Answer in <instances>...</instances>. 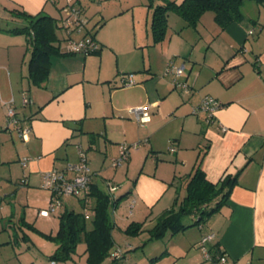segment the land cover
Returning <instances> with one entry per match:
<instances>
[{"label": "crops", "instance_id": "0c3cea01", "mask_svg": "<svg viewBox=\"0 0 264 264\" xmlns=\"http://www.w3.org/2000/svg\"><path fill=\"white\" fill-rule=\"evenodd\" d=\"M75 1L88 21L72 38L93 37L98 49L88 55L67 54L65 41L60 53L66 55L49 58L48 77L36 86L27 73V37L7 31L26 25L13 12L61 19L64 6L60 0H0V259L7 250L15 264H43L30 255V249L40 248L49 264L56 245L20 227L21 219L54 235L61 213L94 206L90 195L84 206L80 193L62 198L54 214L38 216L50 202V193L39 186L42 172L76 162L81 149L94 173L92 184L106 193L108 181L115 187L109 212L113 246L123 253L118 264H207L198 242L208 233L215 235L208 248L217 243L232 264H264V8L255 7L256 19L242 12L241 21L224 28L211 13L202 16L196 29L186 28L178 18L177 25H170L168 18L165 39L154 43L151 10L145 12L143 36L136 32L132 6L103 8L99 2L90 7ZM137 22L140 26L141 18ZM128 25L132 35L123 36ZM174 67H183L176 79L189 92L176 88L170 72ZM129 73L135 84L124 86ZM205 96L222 104L210 122L203 113L192 112ZM138 106L148 107L150 120L142 125L127 112ZM9 107L20 125L30 128L25 140L7 128ZM140 141L121 166H110L118 144ZM200 157L207 181L236 178L225 205L209 218L213 230L204 233L199 223L173 235L167 232L159 238H167L159 255L135 258L139 244L128 238H141L182 197L183 179ZM86 216L91 218L92 212ZM52 218L57 219L55 228L44 229L40 223ZM133 222L142 229L129 236L124 231ZM115 234L126 237L123 246ZM150 242L147 238L140 247ZM85 246L79 243L70 260L58 264H86Z\"/></svg>", "mask_w": 264, "mask_h": 264}, {"label": "trees", "instance_id": "16d2710c", "mask_svg": "<svg viewBox=\"0 0 264 264\" xmlns=\"http://www.w3.org/2000/svg\"><path fill=\"white\" fill-rule=\"evenodd\" d=\"M160 3L153 5L150 0L148 9L151 10V35L154 43L165 39L168 28V16L173 14L187 28L196 29L205 13L213 15L214 22L224 28L233 22H239L242 18V5L246 1H254L260 8H264V0H157ZM15 17L22 18L25 26L14 27L8 32L23 34L27 37L30 57L28 61V78L36 86L46 81L49 72V64L52 56H63L60 53V45L67 41V36L60 38L58 30L63 28L56 18L45 14L29 15L22 11L13 12ZM93 39V37H91ZM94 40V39H93ZM98 49V48H97ZM97 49L95 51H97ZM94 52V51H93ZM69 54V53H67ZM200 160L193 166V171L184 180L182 197H176L174 204L164 211L156 220L155 224L147 232L149 239L162 238L167 232L171 235L186 229L187 227L206 222L225 205L236 178L227 175L218 183H211L205 179L200 166ZM114 186V185H113ZM108 193V192H107ZM96 185L90 184L88 193L84 194L83 204L86 206L88 196L94 199V206L84 208L83 212L64 211L59 215V227L54 235L43 234L33 224L26 223L21 219L20 227H25L33 233L41 236L46 241L56 245L55 252L49 261L66 262L76 251L79 243L84 242L87 252L86 264H101L109 259L108 264H118L123 256L113 257L114 240L112 238L113 222L110 221V205L114 200L113 194H107ZM113 198V199H112ZM117 202V201H115ZM62 203V200H61ZM89 210V211H88ZM56 211V210H55ZM93 212L91 218L86 215ZM55 213V212H54ZM51 213L50 215L54 214ZM49 215V216H50ZM184 216L195 217L193 224L185 225ZM90 225V228L87 226ZM142 229L141 223H131L124 233L131 236L137 235ZM113 249V250H112ZM212 254L222 251L217 243H212L209 249Z\"/></svg>", "mask_w": 264, "mask_h": 264}, {"label": "built area", "instance_id": "2783aa9c", "mask_svg": "<svg viewBox=\"0 0 264 264\" xmlns=\"http://www.w3.org/2000/svg\"><path fill=\"white\" fill-rule=\"evenodd\" d=\"M65 5L68 9V14L60 20V25L67 36V53L83 55L92 53L98 48L92 38L87 37L79 40L72 38L74 32H81L85 28L88 21L87 18L82 14V11L78 8L75 0H65ZM182 71L183 67H174L170 72L173 75V82L176 88L179 87L182 91L189 92L188 85L186 83L178 82L176 79L180 77ZM133 84H135L133 74L129 73L123 78V85L131 86ZM27 102L28 99L25 98L24 103L26 104ZM221 107L222 104L219 103L218 100L211 96H205L197 106L193 107L192 112L194 114L200 112L203 113L206 117V122H210L214 113H216ZM147 109L148 107L146 106L131 107L127 109V112L131 115L132 119L142 125L150 120ZM6 116L7 128L9 130H16L18 134L17 136L25 140L30 132L29 126L20 125V120L17 118L14 109L11 107L7 109ZM140 144L141 141L131 144L125 142L118 144V155L111 160L110 166L117 169V167L121 166L127 159L129 151L138 149ZM170 150L173 151L174 148H170ZM86 158V154L80 149L78 152V160L76 162L68 163L62 169H51L42 172L41 184L39 186L41 189L50 193V202L48 208L38 211V216L47 217L51 213H54L55 209L61 205V199L64 197L76 196L80 193H88L94 173H91ZM106 186L108 193L112 194L115 187L109 181L106 183ZM214 238L215 235L213 233H208L201 238L200 242H198V248L204 257L205 262L207 264H232L225 252L220 251L215 254L210 252L208 246ZM112 256L120 257L121 250L117 249L113 251ZM49 264H58V261L51 260Z\"/></svg>", "mask_w": 264, "mask_h": 264}, {"label": "rangeland", "instance_id": "374dc122", "mask_svg": "<svg viewBox=\"0 0 264 264\" xmlns=\"http://www.w3.org/2000/svg\"><path fill=\"white\" fill-rule=\"evenodd\" d=\"M60 1H61L62 5L64 6L63 10H65V14L63 15V17H65L68 14V9L66 8L65 0H60ZM99 2H100V4L102 5L103 8H109L110 6L112 8L113 7L120 8V5H122L123 7L126 6V5L132 6V8L135 11L134 13H135V18H136V23H137V24L135 23L136 32H138V33L140 32L141 33V31H142V35L144 36V33H145V30H143L144 29V17H145V12L148 9L147 6L150 3V0H82V4L89 5L90 7H95V5H98ZM156 2H157V0H153V3H154L153 5L154 6H155ZM256 6H258V5L255 2L246 1L244 3V5L242 6V12H243L242 14H245V15H249L250 14V16H252V18L256 19V17H257V10L255 8ZM78 8H79V5H78ZM148 10H150V9H148ZM262 10H264V9H262ZM128 12H130V11H128ZM51 14L55 15V10ZM150 15H151V12L149 13V22L151 21ZM57 16H58V14H57V10H56V17ZM129 16L131 17L130 13H129ZM168 17L170 19V25L171 24H176L177 25V22H176L177 21V17L176 16H173V14H170V16H168ZM261 17H262V15H261ZM62 18L61 19H57L58 22H60V20H62ZM139 18H141V20H142V24H140V26L138 25V22H137L139 20ZM174 22H176V23H174ZM126 23H127V21H126ZM14 26L21 27L23 25H20V24L16 25L15 24ZM119 29L121 30L122 26ZM125 29H126L125 30L126 32L123 33L122 35L123 36H127V35L131 36L132 35V31L134 30V29H131V25L128 28H125ZM112 31H113V26L109 29V31H108L109 33L108 34L110 35V33ZM57 34L59 35L60 38H64L66 36V33H65L64 30H62V31L58 30ZM20 35L23 36V37H26L23 34H20ZM64 45H65V42H62L61 46L63 48L66 47ZM104 188L107 189V186L105 185ZM46 192H48V191H46ZM45 208H48V204H47V206ZM26 212H27V216L30 217L31 211L28 210ZM56 217H57V215H56ZM195 219H196L195 217H183V222H184V224L190 225V224H192L195 221ZM56 220H55V218H52V222L51 221L50 222H43V221H45V220H43L40 224H41L42 227H44V229L52 230L53 228H55ZM201 223L204 225L203 226L204 233L209 232L210 230H213L212 222L209 219L206 222L203 221ZM147 238H149L148 232H144V234L142 235L141 238H137V237L136 238H134V237L133 238H128V239H130V241L134 242L132 245L137 246L136 244H139V247L136 250V254H135L136 257L135 258H138V257H148V258L149 257H155V256L159 255L165 249L166 244H167V242H166L167 238L154 239V240H152V242H150V244H148V246L146 248L140 247V244H142ZM125 239H126V237H123V236H120V235H119V237H117V234H115V241H116L117 244H119V246H123L124 245ZM167 246L169 248L170 247L172 248V244H170V243ZM30 251H31L30 252L31 257H33V259L37 260L36 262H43V264H47L48 263V261H46V260H48V257L46 255L47 253H46L45 249L37 248L36 250L30 249ZM133 253H134V251H132V253H130L129 256L133 257ZM11 255L13 256V254H11ZM12 256H10V255L8 256L7 250H6V252L4 251V259H0V263L1 262L5 263L6 261H8L11 264H15V263H13V261L11 259ZM7 259H9V260H7ZM158 262H156L155 264H157ZM82 264H84L83 261H82ZM141 264H145V263H141ZM164 264H168L167 260L165 261Z\"/></svg>", "mask_w": 264, "mask_h": 264}]
</instances>
